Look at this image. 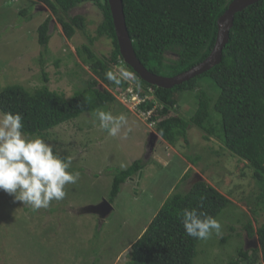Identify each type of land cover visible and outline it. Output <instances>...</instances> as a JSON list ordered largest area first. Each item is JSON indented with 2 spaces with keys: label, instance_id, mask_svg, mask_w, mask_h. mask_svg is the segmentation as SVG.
I'll list each match as a JSON object with an SVG mask.
<instances>
[{
  "label": "rangeland",
  "instance_id": "374dc122",
  "mask_svg": "<svg viewBox=\"0 0 264 264\" xmlns=\"http://www.w3.org/2000/svg\"><path fill=\"white\" fill-rule=\"evenodd\" d=\"M41 8L46 7L33 5L30 0H0V91L21 86L34 93L43 87V54L44 70L49 77L47 87L70 100L95 80L77 54V49L89 45V41L80 32L67 40L54 20L52 38L45 51L38 41V28L51 13ZM70 16L85 18L88 35L95 37L102 15L93 5L81 6ZM91 48L101 59L110 58L114 50L107 38L98 40ZM166 58L175 57L167 54ZM113 68L116 75L135 85L125 66ZM126 93L116 94L115 104L98 109L126 117L127 125L117 136H109L99 127V121L94 120L95 111L56 127L43 139L53 146L54 154L71 159L69 172L80 173L75 184L65 186L63 200H53L47 209L33 211L0 191V264H127L132 244L170 196L185 192L198 182L216 188L231 205L217 218L222 234L213 233L199 242L194 263L227 264L236 259L239 249L254 241L246 237L241 225L236 227L245 216L252 219L254 230L264 224V213L257 211L253 215L246 205L248 198L258 191L248 163L225 151L215 137L206 141L196 127L188 129L189 147L181 141L173 148L158 139L153 151L148 152L155 127L148 123L149 116L139 111L138 99L128 98ZM196 109L193 96L185 95L180 102V115L189 121ZM187 157L196 163L192 165ZM134 161H141L144 170L121 187L109 215L99 219L96 215L79 214L84 208L107 202L115 171L127 169ZM187 174L190 177L183 182ZM225 240L229 241L223 244ZM257 264L263 263L259 260Z\"/></svg>",
  "mask_w": 264,
  "mask_h": 264
},
{
  "label": "trees",
  "instance_id": "16d2710c",
  "mask_svg": "<svg viewBox=\"0 0 264 264\" xmlns=\"http://www.w3.org/2000/svg\"><path fill=\"white\" fill-rule=\"evenodd\" d=\"M30 1L33 5H44L51 13L38 28V41L45 51L52 38L54 20L67 40L71 41L78 32L87 37L89 45L77 49V54L95 80L66 100L47 87L49 77L42 54L43 87L34 93L21 86L0 91V112L20 113L24 135L44 139L56 127L115 104L116 94L128 92L129 98L135 95L141 100L140 112L151 113L148 123L154 125L155 133L167 145L176 148L183 141L189 147L188 129L196 127L204 133L206 141L215 137L225 151L248 163L258 191L248 198L246 205L253 215L257 211L264 213V0L235 16L218 66L169 90L147 84L123 62L108 0ZM233 1L123 0L127 32L136 57L148 72L164 78H173L198 66L214 49L218 21ZM84 5H93L102 15L95 37L88 35L85 18L70 16L71 11ZM102 38L113 43L110 58L101 59L92 51L91 46ZM167 54L175 58L167 60ZM120 65L126 67L135 85L115 74L113 67ZM108 73L112 74L111 79ZM185 95L193 96L197 104L189 121L180 115V102ZM187 160L192 165L196 163L191 157ZM143 170L141 161H134L125 170H116L107 202L112 205L121 187ZM189 177L185 175L182 181ZM230 205L226 196L206 182L174 193L140 239L132 244L127 264H195L201 240L186 235L181 223L183 210L196 208L217 219ZM240 225L246 237L258 238L259 247L250 251L239 249L236 259L227 264H257L259 260L264 264V224L254 230L252 219L245 216L236 227Z\"/></svg>",
  "mask_w": 264,
  "mask_h": 264
},
{
  "label": "clouds",
  "instance_id": "9594fccd",
  "mask_svg": "<svg viewBox=\"0 0 264 264\" xmlns=\"http://www.w3.org/2000/svg\"><path fill=\"white\" fill-rule=\"evenodd\" d=\"M107 75L112 78L111 73ZM22 119L18 112H0V191L33 211L47 209L51 201L65 198V186L75 184L80 173L69 172L71 159L54 154L53 146L43 139H27L22 132ZM94 120H98L99 127L113 137L127 125L123 114L116 117L101 110L95 112ZM200 207H203V198ZM181 223L186 235L194 239L207 240L213 233L222 234L221 223L196 208L184 209Z\"/></svg>",
  "mask_w": 264,
  "mask_h": 264
},
{
  "label": "water",
  "instance_id": "95a60500",
  "mask_svg": "<svg viewBox=\"0 0 264 264\" xmlns=\"http://www.w3.org/2000/svg\"><path fill=\"white\" fill-rule=\"evenodd\" d=\"M259 1L261 0H234L228 7L225 14L218 21L217 39L210 56L198 66L173 78L156 76L145 69V67L136 57L132 45V40L130 39L127 32L123 0H108V3L112 14L119 52L123 62L127 66L132 68L133 71L147 84L160 89L162 88L169 90L200 75H203L204 73L210 71L212 68L218 66L222 61L223 50L229 42L230 31L233 28L235 16L238 13L243 12L248 7L258 3ZM41 10L46 11L48 9L41 8ZM52 23H54V21H52ZM157 141L158 136L155 134H151L148 142V152L153 151L155 142ZM111 211V205L108 202L103 201L99 205L82 209L80 213L92 214L96 215L99 219H104L111 213ZM247 247H249L248 244L246 245V249ZM258 247L259 242L258 238L256 237L251 244V248L258 249Z\"/></svg>",
  "mask_w": 264,
  "mask_h": 264
},
{
  "label": "built area",
  "instance_id": "2783aa9c",
  "mask_svg": "<svg viewBox=\"0 0 264 264\" xmlns=\"http://www.w3.org/2000/svg\"><path fill=\"white\" fill-rule=\"evenodd\" d=\"M129 93H132V92H129ZM134 97H136V99H138V101H139V104L141 103V100L139 99V97H137V96H135V95H133ZM129 98V97H128ZM145 114V113H144ZM146 115H148L149 117L147 118V121L149 120V118L151 117V113H148V114H146ZM152 124H150V126H151ZM154 126V125H153Z\"/></svg>",
  "mask_w": 264,
  "mask_h": 264
},
{
  "label": "flooded vegetation",
  "instance_id": "af4514ba",
  "mask_svg": "<svg viewBox=\"0 0 264 264\" xmlns=\"http://www.w3.org/2000/svg\"><path fill=\"white\" fill-rule=\"evenodd\" d=\"M251 244H252L251 242H250V243H248V245H249V248H251Z\"/></svg>",
  "mask_w": 264,
  "mask_h": 264
}]
</instances>
